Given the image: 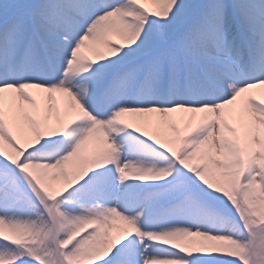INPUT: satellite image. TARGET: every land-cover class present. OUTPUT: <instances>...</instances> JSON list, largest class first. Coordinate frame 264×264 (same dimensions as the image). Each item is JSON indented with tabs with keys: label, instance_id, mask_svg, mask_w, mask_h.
Masks as SVG:
<instances>
[{
	"label": "snow or ice",
	"instance_id": "1",
	"mask_svg": "<svg viewBox=\"0 0 264 264\" xmlns=\"http://www.w3.org/2000/svg\"><path fill=\"white\" fill-rule=\"evenodd\" d=\"M0 264H264V0H0Z\"/></svg>",
	"mask_w": 264,
	"mask_h": 264
}]
</instances>
